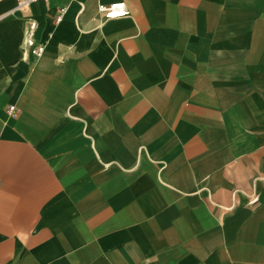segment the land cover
Here are the masks:
<instances>
[{
	"label": "crops",
	"instance_id": "crops-1",
	"mask_svg": "<svg viewBox=\"0 0 264 264\" xmlns=\"http://www.w3.org/2000/svg\"><path fill=\"white\" fill-rule=\"evenodd\" d=\"M0 264H264V0H0Z\"/></svg>",
	"mask_w": 264,
	"mask_h": 264
},
{
	"label": "built area",
	"instance_id": "built-area-1",
	"mask_svg": "<svg viewBox=\"0 0 264 264\" xmlns=\"http://www.w3.org/2000/svg\"><path fill=\"white\" fill-rule=\"evenodd\" d=\"M34 0H18V7L20 9H26L30 6V4ZM99 11L104 15V18L115 19L126 16L128 14L127 6L124 1L114 2L109 5L101 4L99 6ZM64 9L60 10V13L56 17V21L59 22L62 20ZM101 24L102 22H98ZM36 29V23L32 20L29 23V27L27 29V36H26V50L27 52L33 53L35 56L40 57L43 55L45 51V45L36 43L34 39V31ZM10 111H14V106H10Z\"/></svg>",
	"mask_w": 264,
	"mask_h": 264
}]
</instances>
